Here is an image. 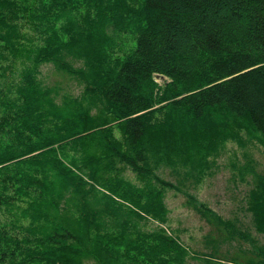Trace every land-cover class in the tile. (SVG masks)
<instances>
[{"label":"trees","instance_id":"obj_1","mask_svg":"<svg viewBox=\"0 0 264 264\" xmlns=\"http://www.w3.org/2000/svg\"><path fill=\"white\" fill-rule=\"evenodd\" d=\"M43 65L81 92L46 86ZM244 137L264 147V0H0V264H186L167 191L253 246L205 264H264V244L184 190ZM245 197L264 235V172Z\"/></svg>","mask_w":264,"mask_h":264},{"label":"rangeland","instance_id":"obj_2","mask_svg":"<svg viewBox=\"0 0 264 264\" xmlns=\"http://www.w3.org/2000/svg\"><path fill=\"white\" fill-rule=\"evenodd\" d=\"M43 83L54 89H58L60 94L67 93L73 96L81 92V87L77 82L67 75L61 74L53 69L51 65H43L40 68ZM166 79L157 78V82L162 84ZM172 123L165 122L160 130L173 129ZM178 126H184L176 130L177 140L186 144L187 150L195 152L200 144L198 133L191 127L188 131L184 128L186 123L178 121ZM194 131V134H193ZM179 132V133H178ZM119 137V132L115 131ZM164 143L161 145L165 149H171L170 139L164 134ZM162 137V135H161ZM195 139L194 140H189ZM162 140V138H161ZM197 140V143H196ZM216 139L210 142H214ZM161 141L159 140L158 143ZM177 145L175 146L178 147ZM264 172V147L257 142L247 141L239 144L232 139H227L221 152L210 158V169L201 175L198 184L188 182L185 184V191L191 194L200 204L210 208L223 220H229L238 231L244 236L256 239L259 245L264 244V235L258 234L252 224L251 215L246 210V193L254 186L255 178ZM159 175L169 181H174L173 173L169 170H160ZM169 211L168 223L165 226L169 233L176 237L184 247L187 248L188 258L186 264H205L209 254H214L217 258L225 259L237 257L242 261L254 257L252 244L248 239L224 240L219 236L215 228L207 223L186 204V197L174 191H167L164 199ZM156 225L149 223L147 229H153ZM201 257L196 258V256ZM204 255L205 257L202 258Z\"/></svg>","mask_w":264,"mask_h":264}]
</instances>
